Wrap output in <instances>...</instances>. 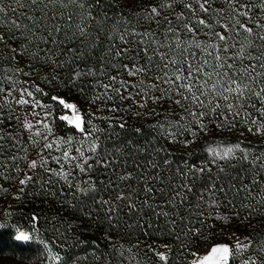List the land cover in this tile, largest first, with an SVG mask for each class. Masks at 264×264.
<instances>
[{
	"label": "snow or ice",
	"instance_id": "snow-or-ice-1",
	"mask_svg": "<svg viewBox=\"0 0 264 264\" xmlns=\"http://www.w3.org/2000/svg\"><path fill=\"white\" fill-rule=\"evenodd\" d=\"M13 3L16 7L0 0V60L5 57L9 60L6 65L0 63V130L6 119L4 109L10 104L44 107L34 96V92L47 95L36 84L41 74L48 84L75 83L81 77L97 75V70L87 67L93 59L105 64L116 61L109 64L116 71L108 76L107 83L96 80L95 87L103 91H94L89 111L82 112L61 96L51 97L71 111V116L62 115L59 119L79 134L76 142L79 147L72 137L49 139L52 129L46 120L50 112L35 122L27 119L28 114L24 116L22 128L30 134L26 142L38 146L35 155L39 160L28 159L26 148L24 156L7 157L23 176L18 181V192L24 193L27 185L39 180L41 191L54 196L56 193L50 187L63 181L72 199L83 197L90 202L91 208L81 200L88 217L98 221L103 213L109 229L117 230V234L139 229L146 238L144 255L151 252L159 264H181V258L183 264H237L238 255L239 264H264V149L256 147L264 144V0H13ZM110 9L116 10L115 18L109 14ZM127 15L140 27L129 30L131 21L126 20ZM125 58L127 62H123ZM75 62H83L85 68L76 64L77 70L69 81H63L57 69ZM99 74L107 72L101 68ZM79 90L84 92V87ZM127 101L132 103L125 112L135 107L137 119L154 118L149 125L153 139L159 136L163 143L150 141L138 147L127 140L105 146L101 137L110 139L116 128L127 132L128 121L122 115L104 117L108 124L100 127L93 119L104 110L120 113L121 104ZM109 102L111 106L105 109ZM132 131L142 135L143 125ZM217 131H239L242 137L247 134L256 140L242 146L241 139L223 151L209 149L207 161L197 165L185 160L183 167L173 168L174 162L168 158L169 145L182 144L188 149L202 134L211 139ZM115 135L119 137V133ZM4 140L0 134V158L4 157ZM53 151H59L60 155H51ZM163 153L168 155L162 156ZM18 160L26 161L24 170L15 164ZM49 161H54L57 167L48 166ZM130 161L132 171L128 170ZM7 167L4 159H0V168ZM37 169H43L48 179L34 178L30 171ZM78 173L88 178L81 180ZM199 181L205 183L197 187ZM0 189L7 191L2 185ZM60 194H64L63 188ZM157 194L162 202L156 199ZM193 200L196 207L225 205L230 214L217 217L201 210L197 213L198 224L177 231V219L181 222L186 219L181 208L187 207L191 213ZM149 212L165 218L169 234L180 241L177 249L169 244L147 242L152 235L149 230L154 227ZM208 218L228 223L238 219L248 234L243 238L237 236L232 243L212 244L202 253L194 251L193 246L198 248L200 241L206 239L203 228ZM32 220L37 222L38 217L33 215ZM101 235L103 240L97 237L91 241L94 251H99L101 244L105 249L95 257L98 264H125L123 253L106 261L111 255L107 250L117 245L110 231ZM15 239L29 241L32 235L19 231ZM133 248H140L139 239L128 251ZM187 255L192 257L191 261ZM50 259L58 264L61 257L52 255Z\"/></svg>",
	"mask_w": 264,
	"mask_h": 264
},
{
	"label": "trees",
	"instance_id": "trees-1",
	"mask_svg": "<svg viewBox=\"0 0 264 264\" xmlns=\"http://www.w3.org/2000/svg\"><path fill=\"white\" fill-rule=\"evenodd\" d=\"M5 3H12V6L16 7L13 0H5ZM109 14L115 18L116 10L110 9ZM125 18L126 20L131 21L128 25L129 30H131L133 26L137 28L140 27V25L136 24L135 19L131 15H127ZM25 23H27V21H25ZM142 23L143 21L141 24ZM161 31H163V29H161ZM112 62L116 61H110L109 64ZM123 62H127V60H124ZM0 63L6 65L9 63V60L5 57L3 60H0ZM76 64H79L80 68H85L83 62H75L72 66L65 65L63 68L57 69V72L63 81H69V77H71L77 70ZM109 64H105L104 62L98 63L95 59H93L88 63L87 67H92L97 70V75L81 77L76 80L75 83L57 82L56 84H48L45 82L43 74L36 79V84L42 87L47 95H43L38 92L35 93L42 96L46 102L51 104L54 108L53 110L57 111L58 108L57 113H52V125H55L57 130L63 133L64 137H72L75 143L79 140V134L66 121L59 119L62 115L71 116V111L64 109L62 105L53 101L51 97L61 96L66 100V102L80 104V108L84 109L87 102L92 98L94 91H103L102 89L95 87L96 80H102L107 83L108 76L114 74L116 71L111 68ZM101 68L106 70L107 75L99 74ZM42 71L43 70H41V72ZM120 75L122 77L124 76L123 70L120 71ZM81 86L84 87V92L79 90ZM117 103H119V101H117ZM126 103L129 105L132 102L127 101L121 104L122 110L120 113H111L112 116H124V118L128 121L129 130L125 132L116 128L112 137L107 140H105L104 136H102L101 139L105 146L111 147L114 143L120 144L122 141L127 140H131L133 143L137 144L138 147L146 145L150 141L153 143H163L162 138L159 136H156L155 139H153L154 133L149 125L154 122V118L141 117L137 119L135 116L136 109L128 112L124 111V109H127L128 106ZM110 106L111 102L106 104L104 107L107 109ZM14 108L16 107L11 104L4 109V116L6 119L4 126H2V130H0V134L5 137L3 149L4 157L0 159H4V162L8 165L7 168H0V185H2L3 189H7V191L0 189L2 190L0 191V258L6 256L8 257L9 255H20L21 257L26 256L30 264H54V262L50 259V256L59 255L61 259L58 264H98L95 257L99 256L100 252L105 251V249L103 248V244H101L100 250L94 251L91 241L97 237H100V239L103 240L101 233L110 231L113 234L117 246L115 249L107 250L111 253V255L106 257V261H111L112 257H119L120 253H123L125 264H159L152 254H148L147 256L144 255V242L146 238L141 234L139 229L121 231L117 234V230L109 229L108 224L103 218V213L100 214V219L98 221L88 217L85 214L84 205L81 203V200L83 199L84 203L88 204L89 208L92 207L90 202L83 197L79 199H72V197L68 194V189L64 182L60 181L50 187V191L56 193V195L53 196L41 191L39 187L40 181L36 180L35 183H30L25 187L24 193L20 196L21 198L19 201H16L12 205H5V200L7 199L9 192L20 178L17 168L14 166V162L7 159V157L12 154L17 155L18 157L20 156L18 149L21 148L19 147L21 138L19 134H17L18 119L16 118H18V116L14 114V111H12ZM105 111L110 113V111L104 110V112ZM107 124L108 121L103 120L99 126L106 127ZM141 125H143V134H134L132 130ZM109 131H112V129H109ZM115 133H119V137H117ZM12 137H15V139ZM181 139H183V137H181ZM42 143L43 141L41 144ZM78 144L79 143H76V145ZM37 147L38 146L26 142V149L28 150V153L31 154V158L39 160L38 156L35 155ZM169 147L171 148V154L168 155L167 153H163L161 155H168V158L174 162L173 168L177 165L183 167V162L185 160H187L189 164L197 165H199L202 161H207V158H205V154L207 153L206 141L205 135L203 134L199 139H197L196 143L191 145L188 149H185L182 144H173L169 145ZM256 147L257 150L264 149V144L257 145ZM139 155L142 156L143 154ZM133 159H137V157L133 156ZM24 163V161L22 163L19 160L15 162V164L19 166L20 170H24ZM128 170L132 171L131 161L129 162ZM213 170L215 171V169ZM31 172L34 178L36 176H39L40 178L45 177V171L43 169H37ZM78 175L80 177L86 176L85 174L80 173H78ZM4 177L8 178L5 179ZM52 179L55 180L57 178L52 177ZM131 183L136 184L137 182L132 181ZM202 183H205V181H199L197 183V187H199ZM137 187H139L138 184ZM61 188L64 189L63 195L60 194ZM141 198H143V196H141ZM156 199L162 202L158 194ZM61 201H63V204ZM161 210L162 209H156V211ZM163 210L171 211L170 208H164ZM201 210H203L206 214H214L217 217L221 214H230L229 208L225 205H221L220 207H209L202 204L200 207H196L193 200L191 213L188 212L187 207L181 208V213L186 217V219L184 222L177 219V231L184 229L187 226H191L192 224H198L197 213ZM241 214H245L243 209H241ZM33 215L38 217L37 222H33ZM149 215L154 223V227L149 230L152 235L147 238V242L152 243L154 241L155 244H169L174 250L177 249L180 241L175 239V235L169 234L170 227L166 225L165 218L162 216L157 218L152 215L151 212H149ZM252 222L255 224L256 219H253ZM245 223H247V221H245ZM20 228H24L30 232L33 237V241L31 243L25 245L15 241V233ZM203 231L206 235V239H202L200 241V243L204 244L203 247H208L222 240L229 241L230 239L228 236L231 234L233 235L237 233V235H241L243 237L248 234L244 225L239 223L238 219L228 223L227 221H221L219 218H208ZM137 239L140 241V248H133V250L129 252V247L135 245ZM183 240L184 237L181 236V241ZM41 241L44 243H41ZM45 244H47V248L45 247ZM121 244L123 247H120ZM192 250L198 251L199 248L193 246ZM190 258L191 256L187 255L188 261ZM181 261L183 262V258H181Z\"/></svg>",
	"mask_w": 264,
	"mask_h": 264
},
{
	"label": "rangeland",
	"instance_id": "rangeland-1",
	"mask_svg": "<svg viewBox=\"0 0 264 264\" xmlns=\"http://www.w3.org/2000/svg\"><path fill=\"white\" fill-rule=\"evenodd\" d=\"M125 60H127V58H125ZM23 79V78H21ZM34 96H35V99L36 100H39L41 102V104L44 106L43 108H31V107H28V106H22V107H19V106H16L14 103H12V106H15L16 108H14V114H16L18 116V128H17V134H19L20 136V142H19V147H21L19 149V155L20 156H24L25 155V152H24V149L26 148V137L28 135H30L29 133L25 132L24 129L22 128V123H23V118L26 114L27 115V119L28 120H31L33 122L37 121V120H41L44 118V113L45 112H50L51 115L47 118L46 122L49 123L51 129H52V134L49 135V139H60V138H64V139H68L67 137H64L63 133L60 132L59 130H57V127L55 125H52V122H53V119H52V113H57L58 112V108H57V111L56 110H53L54 108L51 106V104H49L48 102H46L42 96H40L39 94L35 93L34 92ZM90 101L91 99L87 102L85 108H80V104H76L78 109H80L82 112H87L89 111V107H90ZM128 105V103H126ZM131 104V103H130ZM11 105V104H10ZM129 106V105H128ZM127 106V108H128ZM135 110V107L132 108V110L130 111H133ZM11 111V110H10ZM59 111H62V110H59ZM91 111L93 112H96V109L95 108H91ZM33 112H36V113H39V115H31L30 113H33ZM104 117H112V113H108V112H104V111H100V112H97L96 113V117L93 119V123L96 124V125H99L101 123V121L105 120L103 119ZM105 121H108V120H105ZM37 127H40L39 125H37ZM41 131H44L46 133V130L42 129L41 128ZM47 134V133H46ZM243 139L244 140V145L242 146H248L249 145V142L250 141H255L256 140V137H253V136H249L246 134L245 137H242L240 135V132L239 131H233V132H228V131H224V132H219L217 131V133L215 134V136L213 138H209L208 136H205V141H206V154H205V158H207V160L210 158V152H209V149H217L219 151H223V149L227 146H232V145H235L239 140ZM223 142L222 144H220V142ZM75 143V142H74ZM220 144V147L217 148V145ZM77 147H79V144L76 145ZM45 155H47V151L45 152ZM51 155L53 156H58L60 155L59 151H53L51 153ZM28 159H32L31 158V154L28 153ZM39 159V157H38ZM23 163V161H20ZM26 163V161H24ZM24 163V164H25ZM50 167H57L56 163L54 161H49V165ZM24 167V166H23ZM30 174H32V172L30 171ZM80 177V176H79ZM23 176L20 175V178L19 179H22ZM88 177L87 175L86 176H83V177H80L81 180H86ZM41 179H48V174L45 172V177H41ZM19 181V180H18ZM18 181L16 182V184L14 185V187L12 188V190L9 192L8 194V197L7 199L5 200V205H12L13 203H15L16 201H19V199H16V197L19 195L21 196L22 193H19L18 192V188L20 187ZM60 182V181H59ZM63 182V181H61ZM2 191V190H0ZM219 213V211H218ZM220 216V215H219ZM19 231H25V232H29L28 230L24 229V228H20L17 230V232L15 233V237L16 235L18 234ZM30 233V232H29ZM239 236L241 238H243V236L241 235H237V233L235 234H231L229 235V241H226V240H222V241H218L217 243H214V244H224V243H232L234 242L235 238ZM14 237V238H15ZM16 242L18 243H21V244H29L33 241V237L31 240L29 241H18L15 239ZM156 245H163V244H160V243H156ZM203 243H200L199 244V252H204L208 247H203ZM211 246V245H210ZM161 250H164L162 247L160 248ZM148 254H151V252H148ZM192 260V257L190 258L189 261ZM239 260H240V256L238 255L237 256V264H239ZM15 261V262H14ZM0 264H30L26 258V256H20V255H9L8 257H2L0 258ZM181 264H183V262L181 261Z\"/></svg>",
	"mask_w": 264,
	"mask_h": 264
}]
</instances>
